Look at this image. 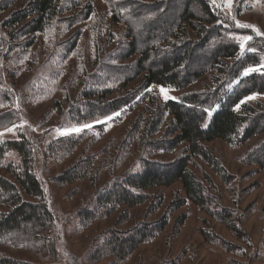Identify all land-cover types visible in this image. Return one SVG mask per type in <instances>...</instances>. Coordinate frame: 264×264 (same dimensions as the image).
<instances>
[{
    "label": "rangeland",
    "instance_id": "1",
    "mask_svg": "<svg viewBox=\"0 0 264 264\" xmlns=\"http://www.w3.org/2000/svg\"><path fill=\"white\" fill-rule=\"evenodd\" d=\"M28 1L0 0V177L14 182L12 171L20 165L19 154L6 143L25 141L32 171L54 219L51 226L1 235L0 257L30 264H264V169L254 162L264 146V131L240 145L219 138L204 143L225 170V179L203 158L186 152L183 143L170 146L171 136L166 135L171 118L164 108L167 100L194 93L214 95L230 89L239 78L233 80L217 67H206L197 79L179 88L144 87L140 76H133L138 54L125 58L132 31L160 52L174 45L175 37L156 36V26L160 17L165 18L164 24L176 16L178 1L60 0V14L44 31L34 34L31 45L32 35L14 36L4 25ZM87 1L93 12L81 18L79 11ZM208 1L217 16L214 26L202 24L214 35L208 47L232 43L239 57L250 55L258 61L256 66L246 64L241 77L262 72L264 35L238 27L237 21L264 33V0H231L230 7L227 0ZM244 36L251 39L242 49ZM199 37L188 30L187 39L198 43ZM202 51L196 50L195 65L203 64ZM104 89L109 94L102 101H119L118 110L103 116L76 115L81 103L95 101L100 96L96 91ZM244 101L264 119V93H252ZM83 125L91 128L61 134ZM181 157H187V166L207 186L205 208L190 201L181 184L174 182L149 189L148 198L139 205L119 206L109 215L86 216L96 209L97 195L125 175L141 170L146 162L172 163ZM74 168L87 170L89 178L62 182L61 175ZM4 197L0 194V211L8 208ZM216 211L231 216L244 235L236 237ZM162 215L167 218L164 230L124 259L103 249L109 236H125Z\"/></svg>",
    "mask_w": 264,
    "mask_h": 264
},
{
    "label": "trees",
    "instance_id": "2",
    "mask_svg": "<svg viewBox=\"0 0 264 264\" xmlns=\"http://www.w3.org/2000/svg\"><path fill=\"white\" fill-rule=\"evenodd\" d=\"M176 1L179 4L175 6L176 16L164 24L161 21L165 18L160 17L156 26L158 27L156 36L158 38L173 36L176 40L173 41L174 45L169 50L160 52L154 44L146 39L137 38L132 31L129 33L131 39L125 58L138 54L133 65V76H140V83L144 87L159 84L179 88L197 79L206 67H217L222 74H229L233 80L239 78L237 84L220 93L206 97L204 94L194 93L178 100H167L164 106L171 116L166 127V135L171 136L170 146L175 147L183 143L186 152L203 158L217 174L225 179L227 176L225 170L205 148L204 143L219 138L231 145H240L264 131V119L259 117L254 106L244 101L252 93H264V70L241 77V71L248 66L246 64L258 65L254 56L239 57L238 47L229 42L208 47L207 44L214 35L202 24L214 26L217 20L208 0ZM61 10L60 0H29L23 9L12 13L4 21V25L12 29L14 36L32 35L28 42V45H31L35 38L34 34L44 31ZM79 12L81 18H89L93 12L91 2L87 1ZM188 30H192L196 35L199 34L200 42L196 43L187 39ZM75 43L76 40L71 43L72 49ZM198 48L205 50L201 53L204 60L201 65H195ZM224 59H233L234 62L228 65ZM96 92L100 96L95 101L81 103V107L75 110L76 115L88 116V113H101L103 116L119 109L121 105L119 101H102L103 97L109 94V89ZM86 96L90 97L91 93H86ZM6 147L16 150L21 159L18 168L12 171L14 182L0 177V194L5 196L4 201L8 204L7 211H0V236L15 230L34 231L51 226L54 217L44 200L39 179L32 171L30 147L25 141H8ZM260 152V155L254 158V162L264 169V146ZM187 164V157L178 158L172 163L146 162L141 170L125 175L112 187L98 194L95 199L96 209L87 211L86 216L109 215L119 206L139 205L148 198L149 189L168 186L174 182L181 184L190 201L205 208V203L209 201L207 186ZM88 174L85 169L74 168L64 172L60 180L70 183L89 178ZM206 183L212 186L208 178ZM24 196L34 198L36 201L28 200ZM157 200L159 204L160 198ZM216 215L236 237L241 238L244 235L238 224L227 213L217 212ZM166 225L167 218L162 215L153 222L138 225L125 236H109L103 249L118 260H122L142 242L164 230ZM0 264L30 263L2 256Z\"/></svg>",
    "mask_w": 264,
    "mask_h": 264
},
{
    "label": "snow or ice",
    "instance_id": "3",
    "mask_svg": "<svg viewBox=\"0 0 264 264\" xmlns=\"http://www.w3.org/2000/svg\"><path fill=\"white\" fill-rule=\"evenodd\" d=\"M227 3H228V6L230 7L231 6V0H227ZM237 26L238 27H243V28H252L253 31L256 32L257 35H264V33H261L259 31V29H257L254 25H249V24H241L240 22L237 21ZM244 43H241V48L244 49L245 48V44L248 40L251 39V37L249 36H244V37H241L240 38ZM249 51H251L252 49H248ZM253 70H256V69H248L247 71L250 72V71H253ZM247 74V72L245 73ZM164 89H161V92H163ZM164 99L167 100L169 99V97L167 95L164 96ZM114 115H119V113H116ZM106 119L110 120L112 119V117H107ZM100 122V121H98ZM85 128H91V125H83L81 127H74V128H71V129H68V130H65L63 131L61 134L62 135H70L72 133H77L79 134L80 132H82ZM7 131H11V129H7Z\"/></svg>",
    "mask_w": 264,
    "mask_h": 264
}]
</instances>
